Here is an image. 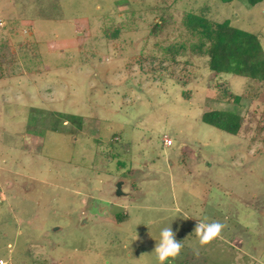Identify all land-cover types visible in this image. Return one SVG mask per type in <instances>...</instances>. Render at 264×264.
<instances>
[{"label": "rangeland", "instance_id": "rangeland-1", "mask_svg": "<svg viewBox=\"0 0 264 264\" xmlns=\"http://www.w3.org/2000/svg\"><path fill=\"white\" fill-rule=\"evenodd\" d=\"M188 12L264 53V0H0L2 264H156L170 222L168 264H264V81L211 72ZM214 109L236 135L201 120ZM204 217L224 228L201 246Z\"/></svg>", "mask_w": 264, "mask_h": 264}, {"label": "trees", "instance_id": "trees-1", "mask_svg": "<svg viewBox=\"0 0 264 264\" xmlns=\"http://www.w3.org/2000/svg\"><path fill=\"white\" fill-rule=\"evenodd\" d=\"M227 1L231 0H223ZM246 1L254 5L261 0ZM182 24L191 36L197 37L191 48L198 55L207 57V67L211 72L238 75L248 81H264V53L256 33L233 26L227 19L213 21L193 12L184 15ZM163 26L162 20L155 22L151 32L155 33ZM232 97L237 102L241 95ZM56 115L58 123L67 122L81 129L80 116L70 113ZM200 118L203 122L232 135H236L241 127L240 116L230 111L216 109L205 111ZM52 130H57V127L53 125Z\"/></svg>", "mask_w": 264, "mask_h": 264}, {"label": "clouds", "instance_id": "clouds-1", "mask_svg": "<svg viewBox=\"0 0 264 264\" xmlns=\"http://www.w3.org/2000/svg\"><path fill=\"white\" fill-rule=\"evenodd\" d=\"M171 222L162 227L159 231L156 246L154 248V255L156 264H168L169 260L175 258L181 251L182 244L176 240L175 233L171 228ZM224 225L220 222H208L207 217L198 219L195 227V234L201 246L208 244L214 238H217Z\"/></svg>", "mask_w": 264, "mask_h": 264}, {"label": "water", "instance_id": "water-1", "mask_svg": "<svg viewBox=\"0 0 264 264\" xmlns=\"http://www.w3.org/2000/svg\"><path fill=\"white\" fill-rule=\"evenodd\" d=\"M122 185H123V181L122 180H118L115 184V195L117 196H121L124 195L125 193L122 191ZM59 230V227H53V231Z\"/></svg>", "mask_w": 264, "mask_h": 264}, {"label": "built area", "instance_id": "built-area-1", "mask_svg": "<svg viewBox=\"0 0 264 264\" xmlns=\"http://www.w3.org/2000/svg\"><path fill=\"white\" fill-rule=\"evenodd\" d=\"M164 143H165V145H170L171 144V140L170 139H167V138H164ZM0 264H2V261L0 260Z\"/></svg>", "mask_w": 264, "mask_h": 264}]
</instances>
